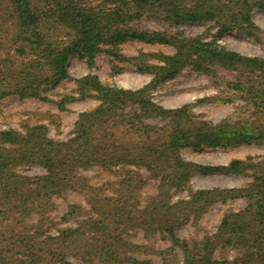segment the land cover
I'll return each mask as SVG.
<instances>
[{"label": "trees", "instance_id": "trees-1", "mask_svg": "<svg viewBox=\"0 0 264 264\" xmlns=\"http://www.w3.org/2000/svg\"><path fill=\"white\" fill-rule=\"evenodd\" d=\"M255 9L264 11V0H0V100L17 95L54 102L61 109L76 97L99 101L79 113L73 134L66 140L51 137L44 123L0 129V264H75L66 257L78 246L95 251L92 239L102 237L114 223L121 225V237L122 230L133 224L123 192L137 182L128 171L120 193L105 197L111 208L94 205L97 198L89 194L100 188L79 175L80 170L93 166L145 168L159 180L158 194L150 205L134 208L142 218L134 220L146 236L164 229L182 248L181 262L169 254L162 264H264V158L248 156L227 164H205L187 160L181 153L186 147L264 141V57L229 49L217 40L231 30L260 40L262 29L252 19ZM143 17L174 24L212 22L218 28L217 36H190L135 25ZM130 41L170 45L175 52L123 55L121 45ZM101 52L152 73L151 81L127 88L103 82L92 72L71 75L73 55L85 57L93 67ZM184 69L208 76L222 94L238 96L252 107L251 114L213 122L193 110L198 103L222 99L221 93L177 107L158 103L153 90ZM68 78L75 81L73 91L51 99L47 94ZM154 119L160 123L151 121ZM32 164L45 172L25 173L23 168ZM197 172H226L251 181L239 187L194 190L189 180ZM183 190L189 197L174 201L173 195ZM69 191L88 197L97 216L81 219L77 227H65L57 235L49 234L45 214L55 196ZM237 198L246 205L226 212L215 233L194 244L178 236L176 228L187 218L198 220L213 204ZM82 210L80 203L71 204L63 218L78 216ZM161 212L175 213V223L163 227L157 218ZM36 213L42 219L29 225L26 219ZM120 241L133 252L143 247L126 238ZM222 247L238 254L215 257ZM136 263L156 264L151 259H137Z\"/></svg>", "mask_w": 264, "mask_h": 264}, {"label": "rangeland", "instance_id": "rangeland-1", "mask_svg": "<svg viewBox=\"0 0 264 264\" xmlns=\"http://www.w3.org/2000/svg\"><path fill=\"white\" fill-rule=\"evenodd\" d=\"M253 21L262 29L260 40L231 30L217 40L227 48L239 51L243 54L258 55L264 57V11L255 9L252 13ZM135 25L153 29L182 31L186 35L195 36L203 34L207 38L217 36L218 28L213 26L212 22L202 23L185 21L181 23H168L163 20L143 17ZM164 52L172 54L175 49L170 45L164 44H145L138 41H130L121 45V53L126 56L136 55L139 52ZM5 53V51H3ZM69 70L73 77H80L87 73H95L103 82L124 86L127 88H139L151 81L153 74L140 71L135 68L129 60L119 59L109 52L97 54L93 67H90L87 59L79 55H73L70 58ZM221 73L231 77L228 71L221 70ZM75 81L68 78L63 80L56 88L47 95L58 100L64 93L73 91ZM222 94V92L210 83V78L204 74L191 69H184L176 78L166 81L157 89L153 90L154 99L166 106L177 107L188 102H195L200 98ZM230 95V98H224ZM226 91L222 94V99H216L210 102L198 103L193 110L200 118L208 119L213 122H219L224 118L238 119L249 116L252 107L238 96H231ZM99 101L94 98H80L69 101L66 108L61 109L54 102L39 100L36 98H20L17 95H10L0 100V129L16 128L24 129L27 125L44 123L48 127V134L55 138L66 140L73 134L75 122L79 113L88 108L98 105ZM160 121L158 119L151 120ZM183 157L190 161L205 164H227L233 159H245L248 156H255L257 159L264 158V141H251L228 147H186L181 150ZM27 174H42L45 169L39 165L32 164L23 168ZM128 171H132V177L136 187L124 191L126 196L124 205L129 208V215L132 216L133 224L122 230L121 237L118 231L120 224L114 223V226L108 232H103V236L92 239L91 247L95 251L91 252L86 247L78 246L67 257V260L75 264H137L136 260L151 259L156 264H162L164 257L169 254L175 257L176 261H182L184 252L180 246L174 244L172 237L167 231L159 229L154 235L146 236L139 228L134 219H142L138 216L134 208H143L150 205V200L158 194L159 180L151 176V173L145 168L117 167L114 169H105L103 167L93 166L82 169L79 175L87 179L86 181L100 188V191L90 193L89 196L97 198L93 201L94 205H105L111 208L105 197H114L120 193L121 180L125 179ZM251 181L250 177L235 175L226 172H210L193 174L189 180L190 187L194 190L212 187H239L245 186ZM86 196L75 191H69L64 196H55L53 206L45 214V221L49 234L57 235L65 227H77L81 219L97 216L92 205L86 200ZM189 197L187 190L176 192L173 195L174 201ZM89 199V198H88ZM98 201V202H97ZM74 203H80L83 207L81 214L65 220L63 217L68 212L69 206ZM246 205L242 198L229 199L225 202H217L210 206L198 220L192 217L184 220L176 228L180 238L189 242L201 240L203 237L213 234L217 231L223 215L232 210H239ZM95 211V212H94ZM42 215L37 213L26 219L31 225L42 219ZM48 217H51L49 219ZM175 213L165 214L161 212L157 216L158 221L164 227L166 223H175ZM171 221V222H169ZM174 221V222H173ZM17 229L19 227L15 225ZM122 238L139 244H143L138 252L123 246ZM146 246V247H145ZM238 252L229 247L219 248L215 257L223 259L233 258ZM132 258L127 259L126 256ZM133 259V260H132Z\"/></svg>", "mask_w": 264, "mask_h": 264}]
</instances>
